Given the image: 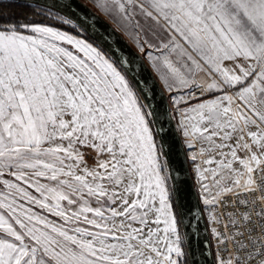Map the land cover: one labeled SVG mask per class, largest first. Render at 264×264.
Segmentation results:
<instances>
[{
  "label": "snow or ice",
  "instance_id": "6c2138e0",
  "mask_svg": "<svg viewBox=\"0 0 264 264\" xmlns=\"http://www.w3.org/2000/svg\"><path fill=\"white\" fill-rule=\"evenodd\" d=\"M93 6L134 53L94 13L49 10L71 33L0 25V264H199L197 249L207 255L201 209H186L163 174V123L175 117L156 100V80L188 146L206 145L195 172L214 264H264V0Z\"/></svg>",
  "mask_w": 264,
  "mask_h": 264
},
{
  "label": "water",
  "instance_id": "95a60500",
  "mask_svg": "<svg viewBox=\"0 0 264 264\" xmlns=\"http://www.w3.org/2000/svg\"><path fill=\"white\" fill-rule=\"evenodd\" d=\"M26 1L41 3L59 10L54 6L45 4L43 1H48L51 3L58 4L62 8L67 10V12L72 14L75 18H82L85 14L91 15L94 13L100 17L99 23L101 24V26L108 27L110 30L115 28L105 17H103L98 12L94 11L89 5H87L82 0H72L73 7L71 9L64 7L65 0H26ZM60 12L62 11L60 10ZM116 37L120 42V46L124 48L126 52H131V53L135 52V48L133 47V45L118 30L116 32ZM141 76L144 80L149 81V83L152 80H156V77L152 69L148 67L147 61H144V69L141 72ZM153 92L155 93L156 100L159 103L164 105H169L167 94L161 88L160 82L158 80H156V87L153 89ZM161 96H163V99H161ZM169 113L171 115L170 105H169ZM163 126L165 129H167V133L164 136V140L166 144L165 151L167 153V161L170 165L169 175H170L171 183L172 185L173 183H175L178 186L180 190L181 202L185 205V208L186 209L192 208L195 211L196 208L199 207L198 194L196 191L194 179L191 174L189 161L185 153L182 141L180 139L179 132L176 128L173 119H171L170 121L166 120L163 123ZM180 219L191 221L193 217L190 215H185V217L183 218L180 217ZM196 219L198 220L196 227L199 229L198 238H200L201 240L206 239L209 242L208 233L206 231L207 229L206 223L203 214H202V218L197 217ZM184 230L185 228L182 227V232ZM191 230L192 229L189 227L188 231ZM206 251H207V255L202 256L200 249L199 248L197 249L196 255H197V259L199 260V264H214L212 259L211 248L207 249Z\"/></svg>",
  "mask_w": 264,
  "mask_h": 264
},
{
  "label": "trees",
  "instance_id": "16d2710c",
  "mask_svg": "<svg viewBox=\"0 0 264 264\" xmlns=\"http://www.w3.org/2000/svg\"><path fill=\"white\" fill-rule=\"evenodd\" d=\"M49 10H51L53 15L57 12V9L37 2L26 0H0V25H9L21 22L41 23L50 26L62 27L70 33L73 32V28L62 25L60 21L53 19L52 16H49Z\"/></svg>",
  "mask_w": 264,
  "mask_h": 264
},
{
  "label": "rangeland",
  "instance_id": "374dc122",
  "mask_svg": "<svg viewBox=\"0 0 264 264\" xmlns=\"http://www.w3.org/2000/svg\"><path fill=\"white\" fill-rule=\"evenodd\" d=\"M82 1H84L87 5H89L94 11H96V12H98L97 11V9L93 6V0H82ZM99 13V12H98ZM61 14L62 15H64L62 12H61ZM100 14V13H99ZM102 15V14H101ZM103 16V15H102ZM103 17H105V16H103ZM117 30H118V26L116 25V24H114L112 21H110L107 17H105ZM67 26H69V27H71V28H73V26L72 25H67ZM119 31V30H118ZM123 35V34H122ZM125 37H126V39L133 45V40H132V38L131 37H129V36H126V35H124ZM148 63V62H147ZM159 81V80H158ZM166 94H167V97H168V93L166 92ZM169 100V99H168ZM169 105H170V101H169ZM170 112H171V116H173V117H175L173 120H174V123H175V125H176V128H177V130H178V120H179V116H178V114L177 113H175L172 109H171V107H170ZM178 132H179V135H180V139H181V141H182V144H183V146H184V150H185V153H186V155H187V158H188V161H189V165H190V169H191V173H192V176H193V179H194V183H195V187H196V191H197V194H198V205H199V207H200V209H201V211H202V214H203V216H204V219H205V221L208 219H210V217L207 215V212H204L203 211V205L202 204H200V200H199V191H200V182H199V179H198V177H197V175H196V172H195V165H197V164H201V166H203L202 165V159H201V157H200V155H199V149L201 148V147H206V145H204V144H201L200 142H198V141H196V142H193V146L192 147H189L188 146V143L186 142V140H187V138H185L184 136H183V134H182V132L181 131H179L178 130ZM193 155H196V157H197V159L194 161V160H192V156ZM91 162V161H90ZM164 175H166V176H170L169 175V172H165V173H163ZM168 183H169V187L171 188V186H172V183H171V179H169V181H168ZM178 219H180V217H178ZM181 231H182V228H181Z\"/></svg>",
  "mask_w": 264,
  "mask_h": 264
},
{
  "label": "built area",
  "instance_id": "2783aa9c",
  "mask_svg": "<svg viewBox=\"0 0 264 264\" xmlns=\"http://www.w3.org/2000/svg\"><path fill=\"white\" fill-rule=\"evenodd\" d=\"M206 223V228H207V233H208V238H209V243L211 245V253H212V259H213V263H214V258H215V253H216V242L215 239L213 238L210 228L212 227L211 223H210V219L205 221Z\"/></svg>",
  "mask_w": 264,
  "mask_h": 264
},
{
  "label": "bare ground",
  "instance_id": "6f19581e",
  "mask_svg": "<svg viewBox=\"0 0 264 264\" xmlns=\"http://www.w3.org/2000/svg\"><path fill=\"white\" fill-rule=\"evenodd\" d=\"M45 4H48V5H51V6H54L56 8H58L59 10H61L64 14L68 13L69 14V18H75L72 14H70L69 12H67V10H65L64 8H62L60 5L58 4H55V3H51V2H48V1H43Z\"/></svg>",
  "mask_w": 264,
  "mask_h": 264
}]
</instances>
